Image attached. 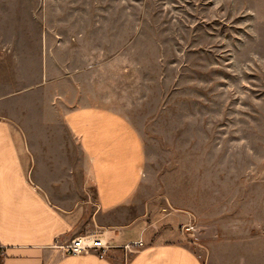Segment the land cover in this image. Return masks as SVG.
<instances>
[{"label":"rangeland","instance_id":"obj_1","mask_svg":"<svg viewBox=\"0 0 264 264\" xmlns=\"http://www.w3.org/2000/svg\"><path fill=\"white\" fill-rule=\"evenodd\" d=\"M0 102L29 127L119 112L153 219L205 264H264V0H0Z\"/></svg>","mask_w":264,"mask_h":264},{"label":"crops","instance_id":"obj_2","mask_svg":"<svg viewBox=\"0 0 264 264\" xmlns=\"http://www.w3.org/2000/svg\"><path fill=\"white\" fill-rule=\"evenodd\" d=\"M1 110L0 264H205L139 199L144 149L126 117L100 105L49 107L29 127ZM100 229L104 257L55 245Z\"/></svg>","mask_w":264,"mask_h":264},{"label":"built area","instance_id":"obj_3","mask_svg":"<svg viewBox=\"0 0 264 264\" xmlns=\"http://www.w3.org/2000/svg\"><path fill=\"white\" fill-rule=\"evenodd\" d=\"M182 229L189 237H194L196 230L194 224H186L182 227ZM188 240L190 242L192 241L190 239ZM55 245L61 248L65 254L79 255L96 252L100 257H104L110 248V244L107 240L106 230L101 229L79 234L66 243ZM130 245H142V242H133L132 244H128L126 247Z\"/></svg>","mask_w":264,"mask_h":264}]
</instances>
